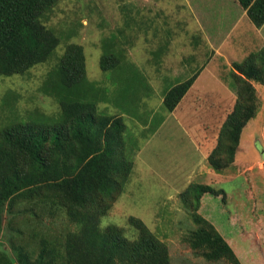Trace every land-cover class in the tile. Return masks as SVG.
Here are the masks:
<instances>
[{"label": "rangeland", "instance_id": "obj_1", "mask_svg": "<svg viewBox=\"0 0 264 264\" xmlns=\"http://www.w3.org/2000/svg\"><path fill=\"white\" fill-rule=\"evenodd\" d=\"M46 25L61 39L55 58L26 75L0 76V103L12 94L21 112L56 114L58 102L39 88L67 44L84 48L89 80L110 98L99 101V111L125 119V148L133 160L129 181L101 227L117 225L128 238H136L129 224L135 216L166 245L171 264H227L206 261L185 240L197 226L191 219L193 207L181 194L192 184L209 185L225 194L204 195L198 213L229 240L242 264H264V83L250 81L259 109L243 130L234 165L217 173L208 163L238 100L242 83H235V67L264 49V28L259 31L237 0H60ZM113 38L128 60L125 65L130 64L126 70L138 79L129 81V108L118 94V77L100 67L103 40ZM195 73L201 75L199 81L176 107L179 124L166 120V91ZM0 114L5 118L2 108ZM162 120L169 125L162 128ZM4 125L0 119V127ZM53 221L31 220L30 207H25L11 225L5 218V233L17 244L30 243L28 249L37 257L47 233L52 238L76 232L66 217Z\"/></svg>", "mask_w": 264, "mask_h": 264}, {"label": "trees", "instance_id": "obj_2", "mask_svg": "<svg viewBox=\"0 0 264 264\" xmlns=\"http://www.w3.org/2000/svg\"><path fill=\"white\" fill-rule=\"evenodd\" d=\"M59 1L0 0V76L26 75L55 58L61 39L46 21ZM237 1L257 28L264 26V0ZM114 40H103L100 67L118 77L114 79L122 87L118 94L121 100L126 98L129 108L130 96L125 94L129 83L138 79L126 70L130 64L125 65L128 60ZM235 68L239 72L235 83H242L236 86L238 100L208 157L217 173L234 165L243 130L257 115L258 97L250 81L264 83V49ZM198 75L166 91L163 106L168 113L176 109ZM39 91L58 102L56 114L37 109L21 112L17 95L12 94L0 103L5 111V118L0 114L5 120L0 127V264H171L166 245L142 219L129 217L137 231L132 239L117 225L101 227L102 217L129 181L133 160L125 148V119L99 111V101L110 98L89 80L81 45L67 44ZM206 194L218 197L225 191L192 184L181 194L185 204L193 207L191 219L197 226L186 242L208 262L242 264L224 235L198 213ZM25 207H30L31 220L36 217L39 223L66 217L76 232L63 231L52 238L47 233L33 257L30 243L17 244L4 227L5 218L11 225Z\"/></svg>", "mask_w": 264, "mask_h": 264}, {"label": "crops", "instance_id": "obj_3", "mask_svg": "<svg viewBox=\"0 0 264 264\" xmlns=\"http://www.w3.org/2000/svg\"><path fill=\"white\" fill-rule=\"evenodd\" d=\"M243 10H244V9H243ZM244 12H245V10H244ZM245 13H246V12H245ZM263 28H264V26L261 27V29H260L259 31H262ZM263 44H264V40H262V45H263ZM219 53H220V51H219ZM200 77H201V75H200V76L198 75V77H197V79H196L197 81H195L196 83L199 81ZM195 82H194V84H195ZM194 84H193V85H194ZM189 91H190V90H189ZM169 115H170V116L167 117L166 120H167V119L170 120L171 118H173V119H175V121L179 124L180 120H179V118H178V116H177L176 109H175L172 113H169ZM166 120H164V122H165ZM164 122H163V123H164ZM163 123L161 124V127H162ZM167 124L169 125V123L165 122L162 128L167 127ZM171 130H172V129H171ZM201 131H202V130H201ZM200 134H201V133H200ZM198 138H200L199 144L201 145V144L203 143V142H201V139H202V140H204V139H203L201 136L198 137ZM199 144H198V142H197V145H199ZM257 236L259 237V235H257ZM227 241L229 242L228 239H227ZM229 243H230V242H229Z\"/></svg>", "mask_w": 264, "mask_h": 264}, {"label": "water", "instance_id": "obj_4", "mask_svg": "<svg viewBox=\"0 0 264 264\" xmlns=\"http://www.w3.org/2000/svg\"><path fill=\"white\" fill-rule=\"evenodd\" d=\"M260 149H263V148L260 147ZM263 151H264V150H263ZM263 156H264V154H263Z\"/></svg>", "mask_w": 264, "mask_h": 264}]
</instances>
